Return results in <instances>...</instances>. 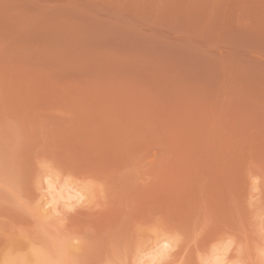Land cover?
I'll return each instance as SVG.
<instances>
[{"label": "rangeland", "instance_id": "obj_1", "mask_svg": "<svg viewBox=\"0 0 264 264\" xmlns=\"http://www.w3.org/2000/svg\"><path fill=\"white\" fill-rule=\"evenodd\" d=\"M38 261L264 264V0H0V264Z\"/></svg>", "mask_w": 264, "mask_h": 264}, {"label": "bare ground", "instance_id": "obj_2", "mask_svg": "<svg viewBox=\"0 0 264 264\" xmlns=\"http://www.w3.org/2000/svg\"><path fill=\"white\" fill-rule=\"evenodd\" d=\"M49 183H53V181L51 182H49ZM48 183V184H49ZM54 184H55V182H54ZM68 184V183H67ZM67 186V187H66ZM65 187H66V189L67 190H70V191H72V192H68V191H66L67 192V195H62V193H61V195H54V194H52L53 193V190H55V186L53 187V185H48L47 186V188H49L51 191H49L47 188H46V190H48V193H49V198L47 197V198H45L44 200H43V202H42V204L40 205V207H41V209H43V208H47V206H52L51 208L53 209L55 206V203L59 200V199H64L66 202H70V200L71 199H73V198H75L76 199V201L77 202H79L80 200H81V198L84 196V194L80 191V190H78V189H75L74 187H72V186H70V185H66ZM52 192V193H51ZM69 204V203H68ZM45 208V209H46ZM44 209V210H45ZM55 209V208H54ZM54 209H53V211H54ZM55 212V211H54ZM162 239V238H161ZM161 239H159V240H161ZM162 243V244H161ZM161 243H158L159 244V246L156 248V250H157V255H160V256H164V253H165V250H166V248H168V241L167 240H161ZM161 244V245H160ZM143 249V248H142ZM141 249V250H142ZM145 250V249H144ZM144 252V251H143ZM146 252V251H145ZM139 253V252H138ZM140 255V254H139ZM141 255H143V254H141ZM141 258V257H140ZM36 262V261H35ZM35 262H33L32 264H44V262L42 263V262H40V261H38L37 263H35ZM47 263V262H46ZM215 264H219V263H215Z\"/></svg>", "mask_w": 264, "mask_h": 264}]
</instances>
